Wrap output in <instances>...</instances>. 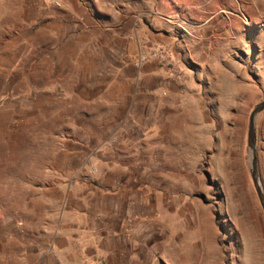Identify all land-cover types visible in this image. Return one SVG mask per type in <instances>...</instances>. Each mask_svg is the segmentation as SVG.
I'll use <instances>...</instances> for the list:
<instances>
[{
  "label": "rangeland",
  "instance_id": "rangeland-1",
  "mask_svg": "<svg viewBox=\"0 0 264 264\" xmlns=\"http://www.w3.org/2000/svg\"><path fill=\"white\" fill-rule=\"evenodd\" d=\"M263 98L264 0H0V264H264Z\"/></svg>",
  "mask_w": 264,
  "mask_h": 264
},
{
  "label": "water",
  "instance_id": "water-1",
  "mask_svg": "<svg viewBox=\"0 0 264 264\" xmlns=\"http://www.w3.org/2000/svg\"><path fill=\"white\" fill-rule=\"evenodd\" d=\"M264 111V98L260 100L252 109L247 123V164L249 169L250 178L260 204L264 213V189L258 173L257 166V153H256V129L255 123L257 116Z\"/></svg>",
  "mask_w": 264,
  "mask_h": 264
},
{
  "label": "built area",
  "instance_id": "built-area-1",
  "mask_svg": "<svg viewBox=\"0 0 264 264\" xmlns=\"http://www.w3.org/2000/svg\"><path fill=\"white\" fill-rule=\"evenodd\" d=\"M170 58L167 50L157 44H148L145 40L138 42L137 55L135 59V66L141 67L149 62L161 64L167 67L170 64ZM85 264H106L102 259H94L86 262Z\"/></svg>",
  "mask_w": 264,
  "mask_h": 264
},
{
  "label": "trees",
  "instance_id": "trees-1",
  "mask_svg": "<svg viewBox=\"0 0 264 264\" xmlns=\"http://www.w3.org/2000/svg\"><path fill=\"white\" fill-rule=\"evenodd\" d=\"M83 5L85 6V4L83 3ZM85 8L87 9V7L85 6ZM94 186H97L96 184H94Z\"/></svg>",
  "mask_w": 264,
  "mask_h": 264
},
{
  "label": "bare ground",
  "instance_id": "bare-ground-1",
  "mask_svg": "<svg viewBox=\"0 0 264 264\" xmlns=\"http://www.w3.org/2000/svg\"><path fill=\"white\" fill-rule=\"evenodd\" d=\"M229 86V84L227 85V87Z\"/></svg>",
  "mask_w": 264,
  "mask_h": 264
}]
</instances>
